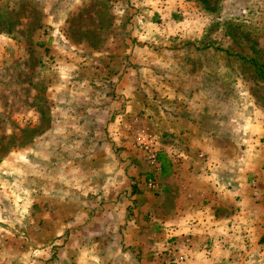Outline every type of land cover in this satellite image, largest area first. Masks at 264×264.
<instances>
[{"label": "crops", "instance_id": "0c3cea01", "mask_svg": "<svg viewBox=\"0 0 264 264\" xmlns=\"http://www.w3.org/2000/svg\"><path fill=\"white\" fill-rule=\"evenodd\" d=\"M139 54L86 81L61 59L46 68L50 124L22 152L42 160L25 162L0 246L49 250L53 264H264V148H226L188 111L155 107L154 65ZM141 131L159 139L157 163L136 148Z\"/></svg>", "mask_w": 264, "mask_h": 264}, {"label": "rangeland", "instance_id": "374dc122", "mask_svg": "<svg viewBox=\"0 0 264 264\" xmlns=\"http://www.w3.org/2000/svg\"><path fill=\"white\" fill-rule=\"evenodd\" d=\"M1 32L11 40L0 43L6 50L0 54L3 235L14 221L7 222V207L27 192L25 162L42 160L38 149L22 152L50 124L46 68L60 65V59L78 68V77L86 81L105 77L95 71L111 62L118 65L126 58L135 64L141 52L154 65L155 107L188 111L226 148H264V79L244 61L254 59L264 70V0H220L216 12L195 0H0ZM106 53L115 57L104 58ZM50 149L57 157L54 146ZM18 205L22 212V202ZM48 251L32 250L27 257L20 243L0 246V264H53L43 260Z\"/></svg>", "mask_w": 264, "mask_h": 264}, {"label": "built area", "instance_id": "2783aa9c", "mask_svg": "<svg viewBox=\"0 0 264 264\" xmlns=\"http://www.w3.org/2000/svg\"><path fill=\"white\" fill-rule=\"evenodd\" d=\"M136 144L140 148V150L144 153L146 160L149 163H157V154L158 151L156 149V138L152 134L146 132V131H141L137 136H136ZM179 263H182L184 261L183 256H178L176 259Z\"/></svg>", "mask_w": 264, "mask_h": 264}, {"label": "trees", "instance_id": "16d2710c", "mask_svg": "<svg viewBox=\"0 0 264 264\" xmlns=\"http://www.w3.org/2000/svg\"><path fill=\"white\" fill-rule=\"evenodd\" d=\"M204 5V9L209 11V12H216L217 11V4L219 3L220 0H195ZM231 35V34H230ZM233 36V35H232ZM234 40V39H233ZM229 54V52L227 51ZM245 62L251 63L253 66L256 67L259 76H261L264 79V70L262 69V66H259L254 59H250L248 57H245L244 59Z\"/></svg>", "mask_w": 264, "mask_h": 264}]
</instances>
